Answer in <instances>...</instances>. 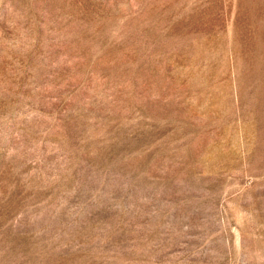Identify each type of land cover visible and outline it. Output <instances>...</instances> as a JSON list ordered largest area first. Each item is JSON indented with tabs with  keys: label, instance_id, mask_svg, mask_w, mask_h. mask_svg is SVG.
Here are the masks:
<instances>
[{
	"label": "rangeland",
	"instance_id": "374dc122",
	"mask_svg": "<svg viewBox=\"0 0 264 264\" xmlns=\"http://www.w3.org/2000/svg\"><path fill=\"white\" fill-rule=\"evenodd\" d=\"M0 264H264V0H0Z\"/></svg>",
	"mask_w": 264,
	"mask_h": 264
}]
</instances>
